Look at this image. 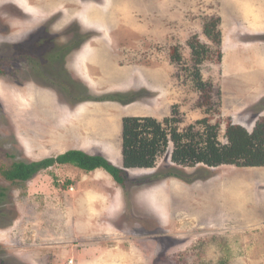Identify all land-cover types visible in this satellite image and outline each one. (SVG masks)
<instances>
[{"label": "rangeland", "instance_id": "obj_1", "mask_svg": "<svg viewBox=\"0 0 264 264\" xmlns=\"http://www.w3.org/2000/svg\"><path fill=\"white\" fill-rule=\"evenodd\" d=\"M192 41L208 49L197 68ZM0 70V264H264V166H177L170 142L124 190L68 164L1 175L68 151L122 169L124 117L171 118L195 147L209 132L226 145L228 124L250 132L264 118V0H0Z\"/></svg>", "mask_w": 264, "mask_h": 264}, {"label": "trees", "instance_id": "obj_2", "mask_svg": "<svg viewBox=\"0 0 264 264\" xmlns=\"http://www.w3.org/2000/svg\"><path fill=\"white\" fill-rule=\"evenodd\" d=\"M218 23V19H210L205 22L203 34L212 42L220 45ZM188 46L191 50L192 61L197 68L204 62L208 49L197 41L190 42ZM26 58L29 59V62L31 61L29 57ZM173 60L175 61V59ZM2 73L3 71L0 70V75ZM194 76L196 88L203 91L199 69L194 71ZM131 102L125 101L126 104ZM170 120L172 119L165 118L159 122L151 117H124L122 119V169L115 167L101 156H89L78 151H68L54 158L38 162H15L7 170L1 171V175L10 182H27L42 170L54 165L68 164L86 173L102 169L124 190L129 182L126 170L154 169L157 157L165 153L170 142L175 145L171 153V161L177 166H186L185 164L189 162L192 166L205 165L209 168L222 165L236 168L264 166V118L257 121L250 132L238 125L228 124L224 135L227 141L226 145H220L216 141V132L205 133L206 137L203 139L201 137L202 145L199 147L192 146L189 142H181L180 137L174 132ZM215 129L217 127L206 128L209 131ZM152 180L154 178H142L133 181L132 184L138 186L150 183Z\"/></svg>", "mask_w": 264, "mask_h": 264}, {"label": "flooded vegetation", "instance_id": "obj_3", "mask_svg": "<svg viewBox=\"0 0 264 264\" xmlns=\"http://www.w3.org/2000/svg\"><path fill=\"white\" fill-rule=\"evenodd\" d=\"M40 61V60H39ZM48 61V62H47ZM27 62H29L28 60H27ZM50 64V61H49V59L48 58H44V57H42L41 58V61L39 62V67L41 68V69H45V67L44 66H46V64ZM34 66V63L33 64H31V66ZM39 69V68H38ZM48 76L50 75L49 73H46ZM44 76H45V74H44ZM60 82V81H59ZM40 87V86H39Z\"/></svg>", "mask_w": 264, "mask_h": 264}]
</instances>
